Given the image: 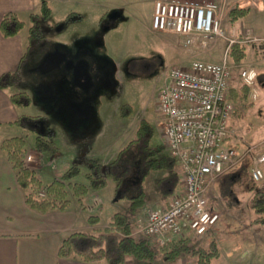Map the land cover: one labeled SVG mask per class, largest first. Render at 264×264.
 Listing matches in <instances>:
<instances>
[{"label":"rangeland","instance_id":"374dc122","mask_svg":"<svg viewBox=\"0 0 264 264\" xmlns=\"http://www.w3.org/2000/svg\"><path fill=\"white\" fill-rule=\"evenodd\" d=\"M180 1L199 4L214 2L223 36L211 40L205 47H201L195 39L191 45L185 46L182 37L177 34L153 31L146 21L150 5L148 0H103L109 7L103 11V20L100 21L87 20V14L85 21H68L61 19L58 13L42 21L40 49L32 53L18 70L19 83L15 88L25 91L31 98V105L26 112L36 117L32 125L37 132L49 136L52 134L58 143V151L54 155L46 154L48 162L44 165L40 163L37 174L46 184L73 165L76 158L72 157L67 132L74 125L84 123L86 118L94 121L92 131L103 126L105 138L100 160L107 162L104 167L134 138L140 120L147 121L152 127L151 145H162L167 154L156 102L165 72L173 65L188 66L193 60L217 63L225 56L231 70L229 94L234 106L231 119L234 134L226 145L234 147L240 155L244 154L242 160L216 179L209 201L220 212L217 222L219 228L216 230L217 235L207 234L200 240L206 243L214 238L218 242L220 256L213 259L212 264H264V256L260 260L254 255L251 258L248 255L231 258L248 250L242 245L260 242L259 238L264 235V226L252 222L255 214L250 209L252 195L264 186V162L260 164L263 178L253 181L250 175L251 156L245 153L250 147L253 148V156L264 152V0ZM252 2L257 5L260 2L261 5L250 6ZM244 5L254 10L249 16L247 14L235 22L227 19L229 9ZM233 43L243 45L245 49V57L239 62L232 61L227 55L228 47ZM80 61L85 62L87 69L85 84L75 80L76 66H71ZM246 67H252L257 73L251 86L245 85L239 77L240 70ZM73 102L78 104L77 111L74 110ZM123 105L131 109L127 117H122L119 112ZM72 115L76 117L74 121ZM20 131L28 135L27 142L31 147L36 134L23 128ZM133 152L135 149L130 148L126 154L131 171L118 187L111 176L104 173L107 180L105 189L95 194L105 200L99 210L100 220L93 226L99 225L97 230L104 228L112 213L124 212L133 225L132 236L147 237L150 243L160 246L154 237L143 233L146 215L152 209L162 208L180 191L181 179L177 189L164 199L155 192L154 183L165 172H151L144 182V206L134 214L128 213V202L120 196L123 192H130L129 187L139 180L138 162L131 161ZM75 164L80 168V173L87 172V160ZM84 174L77 178L78 181L71 179V182L86 183ZM69 199L79 202L71 194ZM95 204H91L92 210L97 209ZM82 230L96 231L86 226ZM187 235L192 241L199 238L184 233L172 239ZM234 245L237 248L231 255ZM250 252L253 254L255 251ZM130 261L131 264H138ZM193 261L191 256L182 255L169 263L158 257L154 264H193Z\"/></svg>","mask_w":264,"mask_h":264},{"label":"trees","instance_id":"16d2710c","mask_svg":"<svg viewBox=\"0 0 264 264\" xmlns=\"http://www.w3.org/2000/svg\"><path fill=\"white\" fill-rule=\"evenodd\" d=\"M39 7L36 12L28 15L27 21L20 18L14 12L5 13L0 20V33L4 37L15 36L20 33L27 24L26 45L18 69L14 72L0 74V89L18 85V70L22 68L26 59L32 53L40 49L43 30L42 21L48 20L51 9L46 0H37ZM249 12L248 8L233 7L227 13V19L231 22L244 18ZM228 57L239 62L245 57L243 45L233 43L229 45ZM245 92V91H244ZM230 93V88L229 92ZM231 94L229 98L231 99ZM11 102L20 107L28 106L31 98L25 91H17L10 95ZM124 106V105H123ZM120 107L122 117H127L131 109ZM128 108V109H127ZM36 117L21 116L13 123L35 133V150L50 155L58 151L55 142L45 134H39L32 125ZM153 130L145 120H140L130 140L124 148L103 168L95 160H87V172L84 174L86 183H73L71 179L80 174V168L73 164L61 174L59 178L43 184L38 174L23 161L25 155V139L14 136L2 141L0 148L3 150L12 168L16 171V181L24 191L25 203L32 209L40 212L48 210H64L69 204L70 194L80 201L89 190H99L106 186L107 180L104 173L111 176L118 187L123 179L131 171L130 162L126 161V154L130 148L135 152L131 154V161L138 162L140 174L136 184L129 187L130 192H123L121 199L127 200V212L136 213L146 202L144 182L151 172L164 171L154 183V190L161 198H168L177 189L180 180V169H177V161L164 153V147L160 144L151 145ZM252 190V189H251ZM42 191V192H41ZM250 209L254 212L252 222L264 226V186L254 192L250 199ZM89 225L99 222L97 215L87 217ZM133 225L129 221L127 213L114 212L108 219L104 228L95 229L94 232L74 231L68 234L60 243L58 256L61 258H79L84 262L106 264H126L133 260L138 264H154L159 257L163 262L169 263L182 255H189L194 259V264H212V260L220 256V248L214 238L201 243L200 237L191 240L187 235L178 239H172L163 245L155 246L147 237L132 236ZM201 244H200V243Z\"/></svg>","mask_w":264,"mask_h":264},{"label":"built area","instance_id":"2783aa9c","mask_svg":"<svg viewBox=\"0 0 264 264\" xmlns=\"http://www.w3.org/2000/svg\"><path fill=\"white\" fill-rule=\"evenodd\" d=\"M216 10L212 1L154 0L148 24L153 31L181 36L185 46L195 39L205 47L223 36ZM166 72L157 92V113L167 154L180 169L181 189L166 207L147 212L143 233L160 245L184 233L203 235L219 221L220 212L210 205L209 194L219 175L233 168L244 154L226 145L234 134V106L228 94L232 78L225 56L217 63L193 60L185 67L173 65ZM256 75L252 67L239 72L247 86ZM252 152V147L245 151L251 156L250 175L259 181L264 152L255 156ZM29 161L27 154L24 162Z\"/></svg>","mask_w":264,"mask_h":264},{"label":"crops","instance_id":"0c3cea01","mask_svg":"<svg viewBox=\"0 0 264 264\" xmlns=\"http://www.w3.org/2000/svg\"><path fill=\"white\" fill-rule=\"evenodd\" d=\"M46 1L51 9L48 20L52 18L55 13H58L61 19H66L68 21H85L86 19H84V17L86 14L89 17L87 20L100 21L103 20V11L109 7L107 5L108 3H103V0ZM153 1L154 0H148L150 5L146 21H149L151 4ZM258 5H261L260 2ZM258 5L255 2L250 3V6ZM248 6L244 5L238 7L248 8L249 16L254 10L252 7L249 8ZM38 7L39 2L37 0H0V20L5 13L14 12L20 18L27 21L28 15L32 12H36ZM26 36L27 24L26 27L15 36L4 37L0 33V74L4 72H14L18 69L26 45ZM71 66H76L75 80L78 83L85 84L88 78L85 62L80 61L76 65L72 63ZM17 86L18 85L0 89V145L6 138L14 136L23 137L26 143V154H29L31 159L33 156L31 162L26 163V166L37 173L41 167L40 163L44 165L48 162V158L45 157L47 153L35 150L33 146L35 138H33L31 147L30 145L28 146V135L22 134V131H20L22 127L13 123L21 116H30L27 115L26 109L29 108L31 102L28 106L20 107L14 105L10 100V95L19 91L15 90ZM72 105L74 110L77 111L78 104L73 102ZM72 116V121H74L76 117L75 115ZM93 125L94 121L90 118H86L84 123L74 125L72 129L67 132L72 157L76 158L73 164L79 163L82 160H95L104 167L107 163L105 160H100L105 138L103 126L101 125L99 128L92 131ZM49 137L51 138L52 134ZM51 139L56 145L58 144L54 137ZM83 174L84 173L81 172L80 175L73 178L72 181H78L77 178L83 176ZM60 175L54 176L53 179L59 178ZM103 189H105V187L102 188V190ZM102 190H89L81 201L77 202L75 199L70 200V204L64 210L53 209L40 212L32 209L25 203L24 191L16 181V171L12 168L5 152L0 148V264H106L104 262L88 263L79 258H61L58 256L60 243L68 234L74 231H83L82 229L85 226L92 229L99 228V225H89L87 217L91 214L98 215L100 220L99 215L101 212L99 210H101L102 201L105 199H100L95 192H102ZM95 202L98 204L100 203V205H96ZM93 203L97 208L95 210H92L93 205L91 204ZM166 205L167 203L164 204L162 208ZM218 223H215V225L207 231V234L217 235L216 230L219 228ZM103 226L104 225L101 227ZM252 232L253 230L251 234ZM259 240L260 242L257 243L250 242L242 245V247H246L248 250H245L239 256L236 254L232 255L237 248L235 245L232 246L231 258L238 259L245 255L251 258V255H254L257 260L262 259L264 256V235H261ZM253 250L255 252L252 254L250 251ZM126 264H131V261L128 260Z\"/></svg>","mask_w":264,"mask_h":264}]
</instances>
